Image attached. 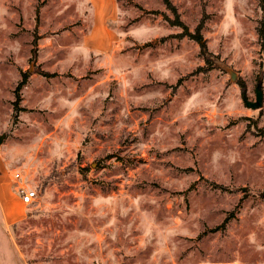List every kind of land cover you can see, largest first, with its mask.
I'll list each match as a JSON object with an SVG mask.
<instances>
[{"label":"rangeland","instance_id":"374dc122","mask_svg":"<svg viewBox=\"0 0 264 264\" xmlns=\"http://www.w3.org/2000/svg\"><path fill=\"white\" fill-rule=\"evenodd\" d=\"M170 2L212 68L162 0H0V264H264V12Z\"/></svg>","mask_w":264,"mask_h":264},{"label":"trees","instance_id":"16d2710c","mask_svg":"<svg viewBox=\"0 0 264 264\" xmlns=\"http://www.w3.org/2000/svg\"><path fill=\"white\" fill-rule=\"evenodd\" d=\"M163 5L165 6L166 10H168L170 12V14L172 15V19L169 20L166 16H165V20L168 21L170 23V25L172 26H177L180 27L182 29L181 35L182 37H186L192 41H194L199 48V55L201 56L204 64L207 66L206 68H200L201 71H206L205 69H209L212 68V62L210 60V57L212 56L207 49V45H206V41L202 36V22L198 23V25L192 30L190 31L184 24H182L177 16V12L176 9L174 8V6L172 5V3L170 2V0H162ZM259 3V7L262 10V12H264V0H258ZM260 26L258 28V37L261 41V49H262V55L264 58V42H263V38H264V19L262 18L261 21L259 22ZM33 46L35 45V42H33ZM36 57V52L34 50H32V60L35 59ZM38 74L42 75V76H48V74L38 71ZM29 77V72L25 71L22 72L21 74V79L20 81L16 84L15 89L13 91V96H14V100L12 102V106H13V113L14 116H17L18 113L22 110V108H19V103L21 101V89L24 87V85L27 82V79ZM238 85L241 87V89H243V84L241 82H238ZM84 168H81L80 171H83ZM88 168L85 169V172L87 171Z\"/></svg>","mask_w":264,"mask_h":264},{"label":"water","instance_id":"95a60500","mask_svg":"<svg viewBox=\"0 0 264 264\" xmlns=\"http://www.w3.org/2000/svg\"><path fill=\"white\" fill-rule=\"evenodd\" d=\"M218 65L228 73L230 82L234 83L237 79V73L234 72L231 68L225 67L222 63H218ZM243 102L247 108H250L252 110L259 109L262 105V91L260 90L259 86L255 88V101L252 102L248 101L244 95ZM9 132H10V128L0 134V146L3 144ZM236 189L241 192L246 191V187H241ZM260 196H264V191L260 193Z\"/></svg>","mask_w":264,"mask_h":264},{"label":"built area","instance_id":"2783aa9c","mask_svg":"<svg viewBox=\"0 0 264 264\" xmlns=\"http://www.w3.org/2000/svg\"><path fill=\"white\" fill-rule=\"evenodd\" d=\"M37 194L31 189H21L20 190V200L23 204H31L36 198Z\"/></svg>","mask_w":264,"mask_h":264}]
</instances>
